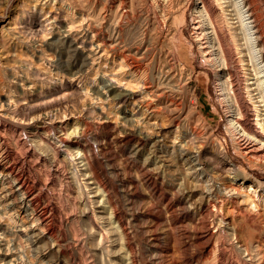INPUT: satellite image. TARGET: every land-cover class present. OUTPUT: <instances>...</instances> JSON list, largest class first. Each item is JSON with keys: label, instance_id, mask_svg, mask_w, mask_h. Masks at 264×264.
I'll list each match as a JSON object with an SVG mask.
<instances>
[{"label": "bare ground", "instance_id": "6f19581e", "mask_svg": "<svg viewBox=\"0 0 264 264\" xmlns=\"http://www.w3.org/2000/svg\"><path fill=\"white\" fill-rule=\"evenodd\" d=\"M84 1L57 0L56 10L45 11L46 1L37 0L33 14L46 13L43 16L48 22L47 27H42L45 31L42 47L35 52L40 62L36 67L38 84L30 79L28 68L22 72L25 75L7 72L10 85L0 93V236H4L0 238V264H20L19 261L79 264L78 260L83 258L79 252H65L58 239L57 224L62 222L63 210L53 203L41 202L48 182L32 177L31 172L36 168L26 159L36 155L38 161L42 159L48 164L49 177L59 176L63 167L69 166L70 182L74 195L79 197L81 218L93 246L90 255L97 260L106 253L112 256L117 251L111 244L120 241L119 250L124 255L121 253L118 259L114 255L109 263L120 264L124 260L133 264L126 243L125 216L112 198L111 188L115 187L98 156L99 148L90 142L98 143L101 138L103 142L115 141L126 147L124 153L135 159L132 165H137L149 181L153 194L157 193L158 180L148 163L152 162L156 170L174 167V171H169L174 180L181 178L185 185L202 187L198 194L193 190L187 196L195 197L192 201L195 208L205 209L214 217L217 227L224 225L230 233H235L237 217L246 216V208L241 206L245 204L250 211L257 208L250 192L262 191L264 204V181L251 179L247 168L233 160L226 137H218L205 113L199 110L198 96L190 86L195 71L186 69V55L180 51L184 40L181 28L187 22L190 0H102L100 17L95 8L98 1ZM261 1L264 0H197L192 14L204 59L214 65L211 67L215 69L219 97L225 104L235 152L249 164L264 163V19L259 12L264 6L261 7ZM136 4L141 5L139 9ZM14 28L8 24L0 28V42L8 56L10 38L17 36ZM48 49L56 54H48ZM12 66L11 69L15 67ZM61 79L67 81L68 88L77 87L78 82L84 84L80 91L81 104L31 118L25 116L20 103L24 106L28 99L51 88L50 84L54 86L50 93L61 92L62 88L55 89ZM69 116L72 121L67 122ZM140 153L146 155L142 164L137 163ZM70 156L74 157V167L67 165ZM238 182L239 186L247 184L251 190L238 202L240 206L228 194ZM166 200L158 199L155 208L160 210V203ZM167 203L172 208L173 203ZM65 215L63 212V218ZM3 217L13 219V224L9 221V225L3 224ZM9 235L13 237L6 241ZM22 240L29 241L30 247L23 249ZM77 244L79 247L80 243ZM246 247L248 244L240 245L248 252ZM249 250L254 249L249 246ZM31 252L35 262L28 257ZM251 252L248 253L252 255Z\"/></svg>", "mask_w": 264, "mask_h": 264}, {"label": "rangeland", "instance_id": "374dc122", "mask_svg": "<svg viewBox=\"0 0 264 264\" xmlns=\"http://www.w3.org/2000/svg\"><path fill=\"white\" fill-rule=\"evenodd\" d=\"M43 1H46V5L44 6L45 11L51 9L56 10L54 6L55 1L57 0H42V2ZM97 1L98 3H96L97 6L95 8L96 13L99 16V14H101L100 8H102L103 2L102 0ZM36 2L37 0H0V28H2V25L8 24L9 26H12L13 28L15 27L17 29V36H11L10 38L11 44L8 50L11 53L9 54V56L5 54V48L1 45L0 42V54L3 50V54L0 55V93H4V91L9 88L11 78L7 75L10 72L23 74L22 72H25L28 68V70L34 73L32 75L30 71V73L28 72V74H30V79L34 81V83L38 84L37 79H39V77L37 76L36 67L40 65V62L36 57V54L38 53L35 52H38V50L42 47L40 46V44H42V38L45 37V31L43 30V28L48 26V22L46 21V19H44L46 13L43 12L38 16H35L33 14V5L36 4ZM84 2H87V0ZM138 3L142 4L140 1ZM190 3L191 5H189ZM137 4L136 7L138 8L140 4L138 6ZM189 4L186 12L187 22H185V24L181 28V35L184 40L180 51L181 53L183 52L186 55V69L189 68L187 70H190L191 68H193L195 71L193 75L194 79L190 82V86L195 89V94L198 96L199 110L205 113L206 117L213 126V131L215 132V134L222 139L226 137L225 139L228 141L227 147L230 156L233 157V160H236V163H238L239 165H244L247 168L251 179L256 177L257 179L264 181V163H253L256 164L254 166L253 164L245 162L243 158L235 152L229 128L227 126V113L225 104L219 97V90L215 83V69L214 67H211L214 65L204 59V51L202 52L201 50L202 45H200V38L199 40L197 39V37L195 36L196 33L193 29L192 14L197 4V0H190ZM263 6L264 1H261V7ZM259 12L261 13L260 18L264 19V8H261ZM98 16L97 18L100 17ZM262 21L261 22L263 27L264 20ZM129 27L131 28L130 25ZM12 39L15 41H13ZM24 40L25 43H23ZM26 46L29 47L27 48ZM23 47L25 50L23 49ZM31 48L34 51H31ZM22 50L23 52H21ZM14 51L20 53L17 54ZM53 52L54 50L52 49L47 50V53L52 54V56L56 54ZM26 56L29 58L32 57V60L25 59L27 58ZM20 57H22V59ZM29 61L30 65H27ZM34 61H36V63ZM12 65L15 66L13 69H11L13 67ZM22 65L26 66L23 67ZM9 69H11L12 71H9ZM3 73H5L6 76ZM25 74L27 73H24L23 75ZM197 74L199 76L198 79L196 78ZM66 82L67 81L65 79H63V81L62 79L58 80L59 85L57 84L55 86V89H58L57 87L62 88L61 92L50 93V90H52V88L54 87L52 84H50L51 88L48 89L49 91L46 90L45 92H42V94H38V96H35L33 99H28V103H25L24 106L20 103L19 106L22 108L24 107V111L22 110L23 112H25L24 115L31 118L33 117V115H38L47 111H55L58 108L68 107L71 109L75 105H80L82 100V94H80V91L82 90V87H84V84L78 82L76 83L77 87L68 88L67 85H65ZM66 119L67 122L72 121L70 116ZM98 141V143L97 141L92 140L90 142L95 145V148H99L96 149L98 150V156L104 161L106 174L115 187L111 188L112 190H114L112 198L113 201L116 202L120 210L123 211V214L125 216L126 233L128 234V236L126 237V243L128 242L127 245L130 246L128 247V249L130 250L129 252L133 258V264H221V262L223 264H264V204L262 191H257L256 193L251 191L247 184H245V186L242 184H240L239 186V182L237 184H233L235 190L231 191V193L228 194L232 195L234 200L237 199V205H239L238 202L243 199L244 195L251 191L250 194L252 197L254 196V200L257 203V208H250L251 211L254 210V213H252L248 207H245V204L241 206L243 208H246V216L237 217L236 226L238 229L235 233L232 234L224 225L221 227H217L214 224V217L212 215L210 216L205 209L198 211L197 208H195L196 205L192 203L195 197L190 198L187 196L189 195L190 191L193 190L195 194H198L199 190H201L202 187L195 186L193 184L189 185L188 183V185H185L184 182H182L181 178L178 177L179 175L177 176L179 179H175V181V177L171 176V172H169L174 171V167H164L163 170L162 168H159L157 169L158 172H156V166H154L152 162L148 163V165H150L149 168L153 169L152 174L155 175L158 180V183L156 184L157 193L153 194L152 186H150L149 181L144 178L143 175L138 171L137 165H132L135 159L131 158V155L124 153L123 149L125 146L122 143H118L115 141L106 143L105 141L103 142L102 138ZM116 145L119 146V148ZM109 148L111 149V151L109 150ZM113 148L115 149L113 150ZM147 153L148 152H146V154ZM145 156V154L141 155L140 153L137 163L142 164L144 162ZM37 157L39 156L36 155L34 156V158L31 157L32 159L30 157H26V159H28L29 161L31 160V164L34 165V169L36 168L31 172L32 177L34 176L33 178L36 177V179L37 177H39L38 179H40L42 182H48L47 189L44 188L42 191L41 202L53 203L57 207H59L61 211L63 210L61 213L62 222L57 224V236L59 235L58 239L60 240V243L64 245L63 250L68 253H72L75 251V253L79 252V256H83V258L80 257L79 260H85L83 261V263L78 260L79 264H110V259L115 258V256L118 259L122 256V254L124 255V252H122L121 249L119 250L120 241H116L111 244V246L114 248L112 249L114 251H117L112 256H108V254L106 253L104 254L102 259L97 260L95 259V257H92L90 255L93 246L88 238V233L85 232V221H83V219L81 218V207L78 204L79 197H77L76 193L74 195V186L70 182L69 171H67L69 166H64L62 169L63 171L61 170L59 176L49 177L47 175L49 166H46L48 164L44 163L43 160L39 158L38 161ZM73 158V156H70L68 162L69 164L67 165L74 167L75 161ZM45 176L46 179L44 180ZM57 179L59 182L57 181ZM52 180L53 182L56 181L55 184L51 183ZM85 194L86 192H84V195ZM157 198L159 200L162 198L167 199L163 203H160V210H157L154 206V204L158 201ZM169 201L173 203L172 208L167 207V202ZM189 202L192 204H190ZM15 204L13 205L14 207ZM174 208L177 212L174 210ZM15 209H17V206L15 207ZM172 210H174L175 212H173ZM163 211L168 213H165ZM63 212L64 215L66 214L65 218H63ZM169 213L172 215H170ZM176 215H178L179 217L177 216V218ZM172 218H174V220H172ZM11 220L13 219L9 220V218L7 219V217L1 218L2 222H6H3V224L8 223L7 225L10 224L9 222L13 224ZM60 225H62L61 228L59 227ZM9 236L5 238L6 241L13 237L12 235L10 237ZM77 236L79 237V241L77 239ZM69 237L71 238V241ZM2 238H4V236H2ZM66 238H68L67 241L65 240ZM5 240L3 241V243L6 242ZM22 241L23 249L28 248V246L30 247L29 241ZM77 243H80L79 247ZM247 244L248 248L246 247V249L248 250V252L253 251V253L255 252L256 254L253 255V253L251 252L253 257L252 255H250V253L240 248V245L247 246ZM68 245H72L70 246L71 248L68 247ZM106 245H110L109 242H106ZM249 246L250 249L254 250H249ZM31 253L32 255H30ZM31 253H28V257L31 258V262H35V256L33 252ZM254 257L256 258V260ZM27 260L29 261L28 258ZM188 260H191V262H189ZM219 260L221 262H218ZM19 263L22 264L23 262L19 261ZM123 263L126 264L124 260H121L120 264Z\"/></svg>", "mask_w": 264, "mask_h": 264}]
</instances>
